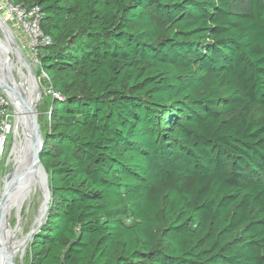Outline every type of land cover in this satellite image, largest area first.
I'll return each instance as SVG.
<instances>
[{"label": "trees", "instance_id": "16d2710c", "mask_svg": "<svg viewBox=\"0 0 264 264\" xmlns=\"http://www.w3.org/2000/svg\"><path fill=\"white\" fill-rule=\"evenodd\" d=\"M11 1L55 95L28 264H264V0Z\"/></svg>", "mask_w": 264, "mask_h": 264}, {"label": "bare ground", "instance_id": "6f19581e", "mask_svg": "<svg viewBox=\"0 0 264 264\" xmlns=\"http://www.w3.org/2000/svg\"><path fill=\"white\" fill-rule=\"evenodd\" d=\"M24 57V61L18 55L15 57H10L7 50L4 48L0 42V66L3 71L4 80H0V84L12 87L16 94H18L19 99L23 103L25 108H31L38 97V84L36 80L34 81L35 74L29 65L27 59ZM18 60V62H17ZM24 86L27 87L25 90ZM23 127L24 141H15L13 155L18 152L24 154L22 160H16L17 167L12 173L5 177L3 183V189L1 193L2 203L5 198L9 195L10 189H12L15 184L21 179L24 170L26 169V161L32 152V140L31 132L29 128L24 123V118L22 116L18 117V121ZM18 123L17 131L18 132ZM21 133V132H20ZM19 135V134H18ZM39 182L40 189L43 193V202L40 207L39 213L36 217L35 223L32 225L30 232L34 231L42 222L43 216L45 214L46 208L49 206V196L48 188L44 183V177L39 175L35 180H26L19 185V188L14 192L13 195L8 196L9 199L4 204V210L0 219V264H12L13 258L17 253H25L26 247H28V236L26 234L21 239H12V232L8 229V218L10 215V209L13 205L20 206L21 201L25 196V191L28 186V182Z\"/></svg>", "mask_w": 264, "mask_h": 264}, {"label": "rangeland", "instance_id": "374dc122", "mask_svg": "<svg viewBox=\"0 0 264 264\" xmlns=\"http://www.w3.org/2000/svg\"><path fill=\"white\" fill-rule=\"evenodd\" d=\"M241 6L247 9L248 8L247 0H242ZM0 18L4 22V24L6 25V27L8 28V30L10 31V33L12 34L13 38L16 41L15 33L11 25L6 20H4L1 15ZM21 52L27 59L29 65L31 66L35 74L36 82L41 91V99L39 100L36 106L35 118L38 122L42 137H44L45 130L48 126V112L50 109L52 98L48 92L46 79L39 69L36 56L34 54L28 55L26 52L22 50ZM7 53L10 57L13 58L12 53L8 51ZM0 80H4V75L1 66H0ZM24 88L25 90H27L26 86H24ZM16 140L24 141L23 127L20 123L18 125L17 135L15 134L12 137L9 136V143L6 149V154L2 161V168L0 174V200H1L2 189L4 187L3 183L5 177L8 176L10 173H12L14 170H16V167L18 165L16 160L17 159L22 160L24 156L22 152H18L16 155H13V149ZM42 202H43V193L40 189V183L39 182L30 183L29 181L27 189L25 191V196L20 203L21 205L20 206L13 205V207H11L10 209V215L8 218V224H9L8 229L12 232V239H21L30 232L32 225L35 223ZM28 262H29L28 247H26L24 254L17 253L14 256L12 264H28Z\"/></svg>", "mask_w": 264, "mask_h": 264}, {"label": "built area", "instance_id": "2783aa9c", "mask_svg": "<svg viewBox=\"0 0 264 264\" xmlns=\"http://www.w3.org/2000/svg\"><path fill=\"white\" fill-rule=\"evenodd\" d=\"M0 15L13 28L20 49L28 55L34 54L37 57L38 46L48 41L40 28L42 18L40 8L38 6L23 7L20 4H14L11 0H0ZM48 92L51 97H55L51 90ZM16 131V116L11 102L0 91V174L9 136H14Z\"/></svg>", "mask_w": 264, "mask_h": 264}, {"label": "water", "instance_id": "95a60500", "mask_svg": "<svg viewBox=\"0 0 264 264\" xmlns=\"http://www.w3.org/2000/svg\"><path fill=\"white\" fill-rule=\"evenodd\" d=\"M0 42L2 43V45L8 52L12 53L13 57L18 55L24 61L23 54L21 50L19 49L18 44L16 43L15 39L13 38L12 34L8 30L4 22L1 20V18H0ZM33 79L34 81L36 80L34 76H33ZM37 88H38V98L36 100V103L31 108H25L23 106V103L19 99L18 94H16L15 90L12 87L9 86L8 88L7 86L0 84V91L3 92L7 96L9 101L11 102L12 108L14 110V114L16 116V121H18V117L20 116L24 118V123L31 132V140H32V152L26 161L27 167H25L26 169L24 170V173L22 174L21 179L15 184V186L12 189H10L8 196L13 195L14 192L19 188V185L22 182L26 180H35V178L38 177L39 175H42L44 177V183L49 189L47 173L45 169L43 168L42 164L40 163V154L44 146V137H42L38 122L35 118L36 106L39 100L41 99V91L38 86ZM48 194H49V190H48ZM8 196L5 198L3 203H2V197H1L0 219H1L2 212L4 210V204L9 199ZM49 203H50V196H49ZM48 209H49V206L46 208L45 214L43 216V219L40 225L34 231H31L29 233L28 246L32 238L34 237L35 233L40 229V227L44 223Z\"/></svg>", "mask_w": 264, "mask_h": 264}]
</instances>
